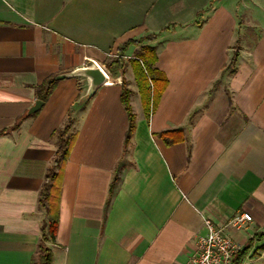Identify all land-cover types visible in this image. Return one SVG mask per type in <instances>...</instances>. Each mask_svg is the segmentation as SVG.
Listing matches in <instances>:
<instances>
[{
  "label": "crops",
  "instance_id": "crops-1",
  "mask_svg": "<svg viewBox=\"0 0 264 264\" xmlns=\"http://www.w3.org/2000/svg\"><path fill=\"white\" fill-rule=\"evenodd\" d=\"M143 44L167 79L149 114L130 62ZM90 63L106 79L84 98L87 79L68 73ZM69 114L50 264H185L203 217L222 226L243 211L251 220L226 234L248 244L240 264H264V0H0V264L38 258L37 198ZM173 128L184 140L167 145L156 133Z\"/></svg>",
  "mask_w": 264,
  "mask_h": 264
},
{
  "label": "trees",
  "instance_id": "trees-1",
  "mask_svg": "<svg viewBox=\"0 0 264 264\" xmlns=\"http://www.w3.org/2000/svg\"><path fill=\"white\" fill-rule=\"evenodd\" d=\"M154 37L153 34L147 35L146 37L125 43V45L119 49L118 56L106 62L107 69L114 72L123 65L122 56L126 45L130 43L139 45L144 40L150 41ZM236 58L237 53L235 52L227 68L235 64ZM156 60V48L152 44L141 45L140 51L130 60L141 105L147 114L154 111L159 97L167 85L166 76L155 66ZM59 78L60 76L54 75L43 80L37 86L38 98L45 101ZM120 100L125 108L128 121L124 136V144L126 145L134 129L135 117L130 105V89L127 86V82L124 80H122ZM71 122L69 114L63 125L52 133V136L55 137L57 147L37 198L38 206L43 208L46 218L41 222L40 226L41 236L37 245L38 258L37 260L31 261L30 264H50L51 261V250L47 247L46 243L54 240L58 224L62 169L73 142V135L69 133ZM5 131L6 130L0 131V134ZM156 134L167 145L184 140L182 128L165 129ZM262 246H264V244ZM247 248L248 244L235 252L232 259L233 264H240L243 256L247 252Z\"/></svg>",
  "mask_w": 264,
  "mask_h": 264
},
{
  "label": "built area",
  "instance_id": "built-area-1",
  "mask_svg": "<svg viewBox=\"0 0 264 264\" xmlns=\"http://www.w3.org/2000/svg\"><path fill=\"white\" fill-rule=\"evenodd\" d=\"M249 220L251 216L245 211L234 215L222 226H217L209 218L203 217L206 232L197 236L195 250L185 264H233V255L242 245L226 234V226L240 227Z\"/></svg>",
  "mask_w": 264,
  "mask_h": 264
},
{
  "label": "water",
  "instance_id": "water-1",
  "mask_svg": "<svg viewBox=\"0 0 264 264\" xmlns=\"http://www.w3.org/2000/svg\"><path fill=\"white\" fill-rule=\"evenodd\" d=\"M69 75H81L87 79V89L84 94V98H89L93 95L95 90L105 81L106 74L102 68L96 63H90L88 65L77 67L71 70ZM43 101L41 99H36L34 103L29 107L27 113H33L37 111Z\"/></svg>",
  "mask_w": 264,
  "mask_h": 264
},
{
  "label": "rangeland",
  "instance_id": "rangeland-1",
  "mask_svg": "<svg viewBox=\"0 0 264 264\" xmlns=\"http://www.w3.org/2000/svg\"><path fill=\"white\" fill-rule=\"evenodd\" d=\"M233 37H234V33H233V31L228 32V38H229V40H231ZM247 37H248V35H247ZM217 84H218V89L220 88V86H221V89H223L221 83H217ZM131 86H132L133 89H135V87H136V86H135V83H131ZM137 98H138V94H137V92L135 91L134 93H132V100H133L132 105L136 103V99H137Z\"/></svg>",
  "mask_w": 264,
  "mask_h": 264
}]
</instances>
